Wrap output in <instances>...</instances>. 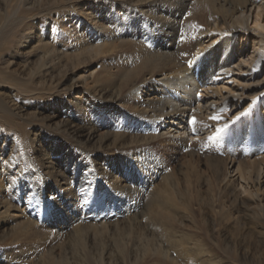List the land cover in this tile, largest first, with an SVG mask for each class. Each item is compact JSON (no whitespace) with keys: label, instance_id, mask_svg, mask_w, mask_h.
Segmentation results:
<instances>
[{"label":"bare ground","instance_id":"bare-ground-1","mask_svg":"<svg viewBox=\"0 0 264 264\" xmlns=\"http://www.w3.org/2000/svg\"><path fill=\"white\" fill-rule=\"evenodd\" d=\"M66 2V27L59 34L55 24L47 28L42 23L36 33L28 24L7 29L2 24L0 55L26 56L33 51L25 53V49L37 42L38 61L48 66L45 75L53 78L57 73L61 86H70L55 94H40L37 110L51 114L49 122L77 145L80 155L72 152L67 141L66 173L54 161H46V155L37 160L27 159L24 153L17 156L16 178L10 174L8 161L2 163L0 194L7 192V199L0 202V224L5 226L42 207L43 184L51 182L59 197L66 198V222L74 225L75 237L82 231L80 218L87 209L106 207L113 213L117 204L125 210L129 224L140 223L135 216L142 211L162 229L173 224L161 238L156 240L153 234L154 240H149L156 258L163 256L159 260L211 264L203 260L213 256L210 242L199 238L190 243L182 227L174 228L181 211L193 217L194 187L199 194V188L206 186L211 212L220 214L212 216L218 229L263 231L264 0ZM191 12L199 14L198 25L192 24ZM50 46L58 51L49 52ZM72 52L74 59H67ZM64 55L66 66L62 67ZM228 79L231 88L224 86ZM126 144L131 149L123 154L117 151ZM165 146L183 155L179 171L161 156ZM96 176L102 178L101 184L94 182ZM25 179L41 192L27 190ZM50 205L58 202L51 200ZM45 218L51 223L60 220L53 213ZM29 225V229L34 226ZM16 232L9 233L13 239L0 258L12 260L24 250ZM232 242L234 259L254 263L255 249L249 242L234 238ZM87 246L82 240V248ZM124 250L118 256L122 263L127 260ZM104 254L94 252V263H103Z\"/></svg>","mask_w":264,"mask_h":264},{"label":"rangeland","instance_id":"rangeland-1","mask_svg":"<svg viewBox=\"0 0 264 264\" xmlns=\"http://www.w3.org/2000/svg\"><path fill=\"white\" fill-rule=\"evenodd\" d=\"M66 1L67 0H18L14 2V0H0V29L2 24L5 25V28L7 29L13 24L23 23L30 25L33 29L32 31L36 33L38 32V27L42 23L47 26V28L55 24L56 26H58L57 33L59 34L62 32L61 27H66ZM191 13L193 15L191 18H194L192 20V24L198 25V23L200 22L199 14H197L196 12L194 14L193 12ZM36 45L37 42H34L29 48L25 49V53L33 51V53H29L26 56L15 57V55L9 54L10 52L1 53L0 55V64L2 65H0V69L1 71H3L0 74V165L8 161V164H6L8 165V167H10L9 171L10 174H13V178H16L14 173H16L17 168V156H20L23 153V155L26 156L27 159L30 158V160L33 158L37 160V157L40 158L41 155H46V161H54L53 163L56 164L57 167H60V171L62 173H66L67 141L69 146L71 147L72 152L76 153L77 155L79 154L77 145L71 142V140H69L66 135L57 131V129L55 128L56 126L49 122L50 120H48V117L51 114L49 115V113H45L43 110H37L36 105L40 94H42L41 96L45 94H55L58 89L60 91H66L70 86L68 84L61 86V76H57V73L52 75L53 78H50L51 76L49 74L45 75L48 66H42V61H38L41 60V55H38L40 51L37 50V48L35 47ZM47 49H49V52L50 50L51 52L54 50L58 51V47L54 49L53 46H50ZM74 53L75 52H72L71 55L67 57V59H74ZM61 61V66H66V55L61 57ZM32 64H35L34 66H36V68L38 69H36ZM72 69H74V67H72ZM78 71L79 74H82L81 70ZM234 78H237V76ZM74 80L77 81V77H75ZM238 80L242 79L240 78ZM230 83V79H228L224 82V86H227L228 88L233 87L232 85H230ZM53 115H59V112H55ZM58 120L59 117L54 123H57ZM14 141L16 144L14 143ZM131 147L132 146H130L129 144H126L123 149H117V151L122 150L121 154H123V151L129 150L131 149ZM160 153L165 161H171L170 168L175 171H179L180 169H182L181 164H183L184 159L181 153L179 154L176 150H173L171 146H165L164 148H161ZM36 163L38 164L39 168L42 167V163ZM202 170L206 174H209L208 172H206L207 169L205 167H202ZM24 182L26 185L25 188H27V190L35 193L41 192L39 188L33 189L28 179H25ZM94 182L101 184L102 178L100 176H96L94 177ZM43 186L44 187H42V195L44 198L42 200V207L38 208V210L30 211L28 213L29 216L27 215L25 217H19L16 219V221H12L5 226L2 223L0 224V253L9 249L7 246L13 239L9 233L12 234V231H17L16 233L19 232L17 236H20L18 237V239L19 241H21L20 243L24 245L25 250L13 256L12 260L0 258V264H84L85 261L87 264H96L94 263L95 255H100L102 251L106 253L104 254L103 263L97 262V264H170V262L167 263L165 259L159 260L158 258H163V256L161 255H158V258H156L157 253H154L155 248L149 240H151V237L153 236V238L155 239L156 237L157 239L158 237L161 238V235H165V231L170 228V226H173V224H170V226L165 224L162 229V227L158 225V222H156L157 220L150 219L149 217L151 216H147L145 211H142L140 215H134L136 219L139 217L140 223H137V220L136 226L132 225V222L131 224H129L127 216L124 213L125 210H122L117 206V204H115L116 208L113 213H111V209H108L106 207L102 210L87 209L80 218L82 219V225H84L85 227L82 226V229H80V231L82 230L81 233H79V235L75 237L72 232L74 225L69 224V221L66 222V208H68L66 206V198L63 200V198L59 197L55 187L52 186L51 182H45ZM194 189L195 191H193L192 194L193 200L190 203L192 207L193 204L196 206L193 207V217L191 218L189 215H187V213L183 215L182 212L184 211L180 210L182 214L180 213L178 214L179 216L176 217L180 220V222L175 221L174 228L180 229L182 227L184 233L187 234V236H190L188 237V240L192 241L190 243H193L195 239L199 238L210 242L212 246V253L210 255L213 256H207L203 260L207 261V263L210 262L211 264H248V262H240V260L238 261V259H234V257H232V240L234 238L235 240L249 242L255 249V256H253L255 260L252 258L249 259V261L254 260V263L251 264H264V228L260 229L263 231H261L259 234H254V232H251V230L228 231L221 228V226H219L218 229L217 225H219V223L213 221L212 216L214 214L219 216L220 214H212L211 212L213 203L211 202L209 194L207 193V187L202 186V188H199V194L197 193L198 188L194 187ZM21 192L25 193L26 191L23 189ZM183 192L184 191L182 190V195ZM1 194L0 202L7 199V197L5 196L7 192H1ZM51 200H56L58 202V205L52 207V205H50ZM101 202H103V200ZM196 204H199L200 206ZM50 213H53V216L57 215L60 218L58 223L47 222L45 216L46 214ZM27 222H31V226L32 224L34 226L36 224V226H32L33 228H31L29 223ZM133 224L135 223L133 222ZM154 224L157 226V228L159 227L161 231L159 230V228L157 229ZM180 224L185 226H181ZM28 225L31 230L27 228ZM105 226L108 227L107 230L102 229ZM138 227H141V229H139ZM185 227H188L189 229L187 228L186 230ZM128 228L130 231L128 230ZM248 228H252V225H249V222ZM94 229L98 231L96 232L97 234L95 233ZM131 230H133V232ZM145 230H148V233ZM146 234L149 235V237H147ZM26 239H28L29 241H27ZM145 239H147L148 241ZM82 240H84V242L89 245L86 249L82 248ZM144 242H146V244H144ZM147 243H151L149 245L150 248L152 247L151 249H149ZM144 247L149 250L146 251ZM123 249H125V260L127 259L126 263H122V259L118 257L119 252L123 251ZM50 251L52 254L50 253ZM118 261L119 263H117Z\"/></svg>","mask_w":264,"mask_h":264},{"label":"snow or ice","instance_id":"snow-or-ice-1","mask_svg":"<svg viewBox=\"0 0 264 264\" xmlns=\"http://www.w3.org/2000/svg\"><path fill=\"white\" fill-rule=\"evenodd\" d=\"M194 121H195V119L191 120L190 123H191V122H194ZM221 131H222V129H221Z\"/></svg>","mask_w":264,"mask_h":264}]
</instances>
